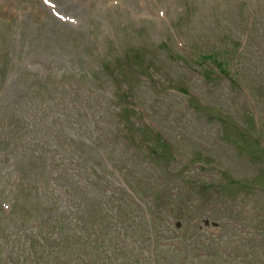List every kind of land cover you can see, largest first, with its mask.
I'll list each match as a JSON object with an SVG mask.
<instances>
[{
  "label": "rangeland",
  "instance_id": "1",
  "mask_svg": "<svg viewBox=\"0 0 264 264\" xmlns=\"http://www.w3.org/2000/svg\"><path fill=\"white\" fill-rule=\"evenodd\" d=\"M8 261L264 264V0H0Z\"/></svg>",
  "mask_w": 264,
  "mask_h": 264
},
{
  "label": "trees",
  "instance_id": "2",
  "mask_svg": "<svg viewBox=\"0 0 264 264\" xmlns=\"http://www.w3.org/2000/svg\"><path fill=\"white\" fill-rule=\"evenodd\" d=\"M218 64H219V65H218ZM218 64H217V66L219 67V69H220L221 71L227 72V70L224 68L223 63H222L221 61H220ZM7 264H12V262H11V261H8Z\"/></svg>",
  "mask_w": 264,
  "mask_h": 264
}]
</instances>
